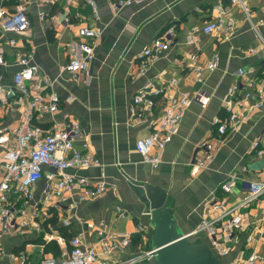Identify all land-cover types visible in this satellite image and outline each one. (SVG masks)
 <instances>
[{
	"label": "crops",
	"instance_id": "obj_1",
	"mask_svg": "<svg viewBox=\"0 0 264 264\" xmlns=\"http://www.w3.org/2000/svg\"><path fill=\"white\" fill-rule=\"evenodd\" d=\"M119 1L94 0L98 19L87 0H59L44 7L39 5V0L6 2L10 9L26 4L32 22V28L21 38L15 51L33 54V60L41 70V79L47 80L38 81L42 93L55 92L61 99L56 120L78 121L88 140L89 152L101 163V167L70 170L69 173L102 181L106 191L102 196L84 201H79L77 194H73L63 208L53 210L58 224L51 225L49 230L43 225L38 232L3 235L0 264H39L44 257L54 256L53 251L46 250L54 241L62 254L69 249L68 238L81 233L87 223L95 226L92 230L85 228L83 237L88 244L95 242L97 230L104 228L107 233L132 235L128 252L118 258L142 250L137 226L146 227L149 235L152 227L148 222V209L140 198L141 184L149 183L165 189L178 228L183 234H191L203 220L218 215L207 209L211 198L229 205L242 198L244 182L264 181V156L256 155L252 149L256 138L264 132V109L254 114L237 132L224 137L215 161L207 169L196 177L190 174L189 164L197 144L207 138L213 129V120L224 115L223 103L237 80L236 72L241 68L252 69L249 79L258 78L260 73L258 63L264 57V50L256 55L243 53L246 48L256 47L258 38L242 7L231 0H144L142 5L134 4L115 11L114 6ZM243 1L251 22L264 38V0ZM220 3L226 13L237 20L235 34L229 39H224L223 34L199 31L206 22L220 17ZM41 12L47 13L45 20L40 19ZM53 17L60 27L54 26ZM66 17L71 26H62ZM82 25L96 28L101 35L95 47L90 81L81 76L79 82H72L63 68L70 62V47H77L82 42L78 36V28ZM171 26L175 27V38L169 50L152 62L144 74L131 75L139 54ZM195 35L199 43L188 44ZM193 53L198 54L199 64L209 62L214 54L219 56L218 68L205 71L202 82L195 81L190 70L182 66ZM8 59H15L14 51ZM13 70H2L9 82ZM171 77L181 78L180 91H187L193 98L202 92L210 99L206 106L197 101L191 103L177 135L162 152L161 163L153 167L137 152L136 142L152 132L169 93L154 97L155 104L150 110L142 104L135 105L133 98L149 82L155 88H165ZM35 85L31 87L33 93L37 91ZM21 109L13 104L1 105L0 130L17 127ZM50 121L49 115L35 114L33 119V123L42 128L51 126ZM262 145L264 148V139ZM77 149L81 150L80 144ZM45 171L56 173L50 168ZM231 174L237 175L239 181L226 195L220 188ZM46 185V179L37 184L36 201L43 198ZM243 213L248 228L237 233L229 243L231 252L224 264H230L236 257L246 256L255 249L263 251L264 199ZM60 237L62 242L56 239ZM197 237L204 239L207 236ZM147 246L150 247V243Z\"/></svg>",
	"mask_w": 264,
	"mask_h": 264
},
{
	"label": "built area",
	"instance_id": "obj_2",
	"mask_svg": "<svg viewBox=\"0 0 264 264\" xmlns=\"http://www.w3.org/2000/svg\"><path fill=\"white\" fill-rule=\"evenodd\" d=\"M7 1L0 0V106L13 104L22 109L20 124L17 127L0 130V256L3 235L21 231L38 232L54 216L53 210L63 208L73 194H77L79 201H84L102 196L106 191L102 181H92L84 175L69 173L70 170L82 171L101 167V163L89 152L88 140L78 121L56 120L61 99L55 92L42 93L39 83L41 80L44 82L47 80L41 79V70L34 62L33 54L15 51L21 38L32 28V22L26 4H19L10 9ZM39 1V5L44 7L59 0ZM231 2L242 7L258 38V45L244 49L243 53L256 55L258 51L264 50V38L258 32L257 26L251 22L245 2L243 0ZM87 3L92 6L94 17L98 19V8L94 0H87ZM143 3L144 0H120L114 6V10L119 11L125 6ZM223 8L220 3L218 6L220 17L206 22L201 30L196 29L195 32L199 30L204 34H223L224 39L233 37L237 20ZM46 17V12L40 13L41 20H45ZM64 20L62 26H71L68 17ZM51 21L56 28L61 26L55 17ZM100 35L99 30L89 25L78 28V36L82 42L77 47H70L71 59L63 68L70 81L79 82L81 76L90 81L91 64L95 58V47ZM174 38L175 27L171 26L139 54L131 75L144 74L152 62L169 50ZM198 43L196 35L195 39L188 42L194 45ZM13 51L15 59L9 60L8 56ZM198 60L197 53L190 54L182 66L183 69L190 70L195 81L202 82L205 71H214L218 68L219 56L214 54L212 59L204 64H199ZM258 65L260 73L255 79L248 78L252 69L241 68L236 72L237 80L232 84L223 103L224 115L213 120V129L207 138L197 144L195 155L189 164L191 176H198L215 161L225 136L237 132L254 114L264 109V57ZM8 68H14L10 82L6 80L2 71ZM180 79L171 77L165 88H155L149 82L140 88L133 98L135 105L142 104L145 109L150 110L155 104L154 97L169 93L152 132L136 142L137 152L153 167L161 163L162 152L177 135L180 123L191 103L197 101L206 106L210 99L209 95L202 92L193 98L194 96L187 91H180ZM34 84L37 89L35 93L31 91ZM35 114L49 115L51 126L42 128L35 125L33 123ZM263 139L264 132L252 145L258 156H264ZM77 144H80L81 150L77 149ZM45 168L53 169L56 173H48ZM43 179L47 180L43 198L36 201V187ZM238 181V176L231 174L220 189L229 195ZM242 191V198L229 205L211 198L207 209L218 215L203 220L199 228L191 233L194 237L205 232L211 249L223 261L231 252L229 243L235 235L245 232L248 228L243 212L264 199V181L244 182ZM94 227L93 224L87 223L81 233L70 239L68 243L70 249L64 250L60 257H44L39 264H154L156 250L147 246L150 243V235L146 227L137 226L142 250L126 258L118 257L123 252H128L132 244L130 233H107L104 228H99L96 232L97 240L88 244L83 237L85 228L92 230ZM51 238L52 235L49 236V239ZM56 239L59 242L63 240L61 237ZM230 264H264V248L261 252L255 249L246 256H238Z\"/></svg>",
	"mask_w": 264,
	"mask_h": 264
},
{
	"label": "water",
	"instance_id": "obj_3",
	"mask_svg": "<svg viewBox=\"0 0 264 264\" xmlns=\"http://www.w3.org/2000/svg\"><path fill=\"white\" fill-rule=\"evenodd\" d=\"M141 187L152 227L150 247L156 250L154 264H223L207 243L180 231L165 189L149 183Z\"/></svg>",
	"mask_w": 264,
	"mask_h": 264
},
{
	"label": "trees",
	"instance_id": "obj_4",
	"mask_svg": "<svg viewBox=\"0 0 264 264\" xmlns=\"http://www.w3.org/2000/svg\"><path fill=\"white\" fill-rule=\"evenodd\" d=\"M58 224V220L56 219V214H54V216L50 219V220H48L45 224H44V226H45V228L46 229H50V226L52 225V226H55V225H57ZM61 232L63 233V235H65V233L63 232V230L61 229ZM71 237V236H70ZM72 238V237H71ZM71 238H68V240L69 239H71ZM70 241V240H69ZM68 241V242H69ZM69 249H70V247H69ZM46 250L47 251H53L55 254H54V256L55 257H60L61 256V253H60V249H59V247H58V245L56 244V242L54 241V242H52L51 244H49L47 247H46Z\"/></svg>",
	"mask_w": 264,
	"mask_h": 264
},
{
	"label": "rangeland",
	"instance_id": "obj_5",
	"mask_svg": "<svg viewBox=\"0 0 264 264\" xmlns=\"http://www.w3.org/2000/svg\"><path fill=\"white\" fill-rule=\"evenodd\" d=\"M204 234H206L205 232H201V233H199V234H197V235H195V237H193V238H191V239H197V238H200V240L201 241H204L205 243H207L209 246H210V241H209V238H207V237H205L204 239L203 238H201V237H197V236H203ZM222 262H223V264H224V261H223V259L221 260Z\"/></svg>",
	"mask_w": 264,
	"mask_h": 264
}]
</instances>
